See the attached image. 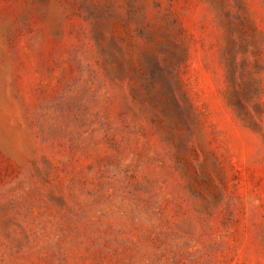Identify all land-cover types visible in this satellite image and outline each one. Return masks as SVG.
I'll return each mask as SVG.
<instances>
[{"label": "rangeland", "instance_id": "obj_1", "mask_svg": "<svg viewBox=\"0 0 264 264\" xmlns=\"http://www.w3.org/2000/svg\"><path fill=\"white\" fill-rule=\"evenodd\" d=\"M0 264H264V0H0Z\"/></svg>", "mask_w": 264, "mask_h": 264}]
</instances>
